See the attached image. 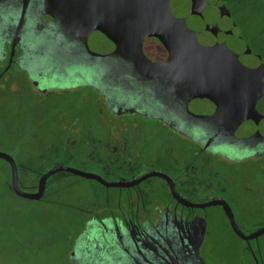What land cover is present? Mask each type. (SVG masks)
I'll return each instance as SVG.
<instances>
[{"label": "flooded vegetation", "instance_id": "1", "mask_svg": "<svg viewBox=\"0 0 264 264\" xmlns=\"http://www.w3.org/2000/svg\"><path fill=\"white\" fill-rule=\"evenodd\" d=\"M214 3L212 17L216 10L226 12L229 28L241 37L243 29L227 7L246 13L250 21L261 16V0ZM9 10L0 4V115H6L8 98L9 113L20 119L19 126L29 127L34 138L38 135L35 131L46 132L49 122L45 116L54 115L53 127L59 129L56 145L49 138L40 151L57 157L63 152H79L78 159L94 161L98 169L71 168L103 180L61 172L49 178L43 198L34 201H54L48 197L50 179L58 180L64 174L98 187L91 201L70 208L80 211L74 212L80 218L72 227L75 233L81 231L69 242L72 264H201L195 254L205 264H235L225 260V244L230 241L227 233L240 241L239 264H264V234L250 241L241 239L224 206L228 204L246 236L264 229V140H260L259 151L247 156L238 145L214 144V126L170 125L161 113L141 109L127 91L113 86L105 76H112L109 68L96 83L81 70L74 73L66 47L49 59L38 49H26L21 41L13 51L17 27L7 19ZM231 19L240 33L231 28ZM259 25L252 39L263 36ZM262 101L264 96L257 110L264 115L258 108ZM37 116L42 118L40 122ZM48 170L37 176L25 175V181L20 179L21 189L37 192L39 180ZM23 183L33 186L24 188ZM230 197L239 208L237 212ZM187 246L190 249H185ZM160 247L168 257L161 255ZM183 251L190 254L183 258Z\"/></svg>", "mask_w": 264, "mask_h": 264}, {"label": "water", "instance_id": "2", "mask_svg": "<svg viewBox=\"0 0 264 264\" xmlns=\"http://www.w3.org/2000/svg\"><path fill=\"white\" fill-rule=\"evenodd\" d=\"M1 3L10 7L7 19L17 27L13 51L21 41L26 49H38L49 59L66 47L74 73L81 70L96 83L109 68L112 76H105L113 86L127 91L141 109L161 113L168 124L214 126V144L238 145L247 156L259 151L264 115L257 103L264 96V61L249 49L233 52L221 44L225 28L212 17L214 0ZM230 26L241 32L232 19ZM0 159L10 166L15 195L29 201L41 200L49 178L61 172L103 181L76 168L55 166L41 176L37 192H25L15 158L0 151ZM224 206L241 239L250 241L264 234V229L250 236L243 234L228 204ZM160 252L168 257L164 247ZM189 254L181 253L183 258Z\"/></svg>", "mask_w": 264, "mask_h": 264}, {"label": "rangeland", "instance_id": "3", "mask_svg": "<svg viewBox=\"0 0 264 264\" xmlns=\"http://www.w3.org/2000/svg\"><path fill=\"white\" fill-rule=\"evenodd\" d=\"M227 8L230 10L232 18L243 29V37H245V40L249 44H247L243 37L229 28V19L226 12L216 10L213 12L214 20L227 28L222 34L221 44L233 52H240L243 49L248 50L250 49L249 46H251L264 60V35L259 40L252 39L255 31L260 26L259 24H261H258V22L264 19V17L259 16L258 19L250 21V17L246 13H241L234 6L230 5ZM228 9L227 12L229 13ZM42 44L41 42L40 45ZM5 105L6 115H0L1 152L15 156L16 160L25 166L27 164L31 165L27 158L26 148V145L29 144V147L39 146V148L35 147V151L38 155H43L44 159L36 156L35 162L37 166L42 165L44 170H48L59 164L80 169L84 168L85 170L98 169L95 167L96 163L94 161L87 158L84 159V157H81V160L78 159L80 156L79 152L77 153L76 151H74L73 155L63 152V155L60 157L51 153L45 156L40 151V147L46 146V143L50 139H52V144L56 145V132L59 129L53 127L54 115L45 116L46 121L49 122L46 132L35 131L38 135L34 138L31 136L32 130H30L26 137L20 139L16 132L20 119L16 120L15 115L9 113L10 110L7 107L8 98L5 101ZM258 108L263 112L264 102ZM91 116L93 117L94 115ZM36 118L37 122H40L42 119L38 116ZM94 120L96 121L95 118ZM138 145V148H141L142 144ZM23 174L24 171L21 169V182L26 179ZM228 176H230V173ZM231 177H228V179L230 180ZM96 190H98V187L95 186L94 182L64 174L61 175L60 179H50L49 182L48 197L51 200L54 198L55 202L52 201L50 204H44L18 198L15 201H0V264H54L51 262L56 260L53 258V254H62L68 243L74 241L81 233V231L78 233L74 232L75 230L72 225L80 217L74 214L76 210L70 208H75L91 201L93 199V192ZM59 201H63L67 205L64 207L59 204L61 203ZM231 203L237 212L239 208L233 200H231ZM71 204H74V206H70ZM76 212L79 213L80 211ZM226 236L230 237V241L228 244H225V260L227 262L235 261V264H239L237 261L242 260V256L240 257L238 254L240 241L232 238L228 233ZM46 251L51 254L49 257L45 256ZM60 257H63V254Z\"/></svg>", "mask_w": 264, "mask_h": 264}, {"label": "trees", "instance_id": "4", "mask_svg": "<svg viewBox=\"0 0 264 264\" xmlns=\"http://www.w3.org/2000/svg\"><path fill=\"white\" fill-rule=\"evenodd\" d=\"M261 17H264V0H261ZM259 34L264 35V21L262 20L261 23V29L259 31ZM19 125V124H18ZM24 124H22V126H18L17 128V133L20 137V139L22 137H26L28 135V132L31 130L29 129V127H25L23 126ZM32 136V134H31ZM29 144L26 145L27 148V158L30 162L31 165H24L22 163H19L15 156H13L18 164L19 167V175L21 176V169H23L24 174L23 176L27 175V176H37L39 173L44 172V168H42L41 166H37L36 162H35V157L39 155L36 153L35 149L33 146L29 147ZM25 146V143H24ZM41 159H44L41 157ZM10 181H11V170H10V166L9 164L0 159V201H7V200H13L15 201L17 198L18 199H22L18 196L15 195V193L13 192L11 185H10ZM24 188L25 187H29L31 188L33 186L32 183H23L22 185ZM29 191V190H28ZM72 250V246L70 245V243H68V245L65 247L64 251H63V257H60L62 254H53V258L56 259L55 261H51L54 264H72L71 260H70V252ZM51 254L49 252L46 251V257H49ZM22 263V262H21ZM48 264V263H46Z\"/></svg>", "mask_w": 264, "mask_h": 264}]
</instances>
